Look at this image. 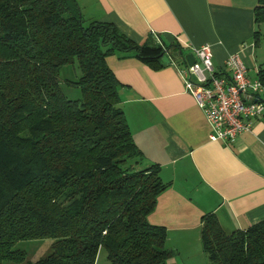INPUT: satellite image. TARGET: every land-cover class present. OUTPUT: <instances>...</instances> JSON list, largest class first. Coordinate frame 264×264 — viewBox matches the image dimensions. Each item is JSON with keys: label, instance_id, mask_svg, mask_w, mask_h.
I'll return each instance as SVG.
<instances>
[{"label": "trees", "instance_id": "1", "mask_svg": "<svg viewBox=\"0 0 264 264\" xmlns=\"http://www.w3.org/2000/svg\"><path fill=\"white\" fill-rule=\"evenodd\" d=\"M252 15L264 24V0ZM84 22L75 0H0V264H94L99 247L108 264H166L172 254L165 229L147 221L168 183L157 164L130 162L141 152L105 62L133 53L157 70L169 48L150 37L135 43L110 23ZM73 59L79 76L64 83L79 97L68 99L58 71ZM256 78L264 87V68ZM41 238L53 241L34 260L12 247ZM199 239L205 264H264V218L225 233L206 213Z\"/></svg>", "mask_w": 264, "mask_h": 264}, {"label": "crops", "instance_id": "2", "mask_svg": "<svg viewBox=\"0 0 264 264\" xmlns=\"http://www.w3.org/2000/svg\"><path fill=\"white\" fill-rule=\"evenodd\" d=\"M82 18L113 24L135 43L150 37L168 47L152 70L133 53L105 57L119 107L141 152L137 169L157 164L168 186L157 195L150 224L165 229L166 264H205L200 218L213 213L225 233L264 218V114L232 142L210 141L209 126L183 89L178 68L191 47L208 44L214 68L241 51L251 78L264 68V25L253 22L256 0H75ZM258 41L254 43L253 32ZM177 51V52H176Z\"/></svg>", "mask_w": 264, "mask_h": 264}, {"label": "built area", "instance_id": "3", "mask_svg": "<svg viewBox=\"0 0 264 264\" xmlns=\"http://www.w3.org/2000/svg\"><path fill=\"white\" fill-rule=\"evenodd\" d=\"M192 64L178 68L183 89L201 110L210 141L232 142L264 114V87L247 74L241 51L229 54L222 67L214 68L208 44L191 47Z\"/></svg>", "mask_w": 264, "mask_h": 264}, {"label": "rangeland", "instance_id": "4", "mask_svg": "<svg viewBox=\"0 0 264 264\" xmlns=\"http://www.w3.org/2000/svg\"><path fill=\"white\" fill-rule=\"evenodd\" d=\"M78 76H79V70L77 68L75 59H73L71 63H67L62 67H60L58 71L59 86L64 96L68 99L78 98L79 89L74 86L65 85L64 81L65 80L74 81L77 79ZM52 241L53 239L51 238L20 240V241H16L12 247L23 250L25 252V260H34L40 256H43L49 250V246ZM3 264H14V263L4 262ZM94 264H108L106 259V252L104 248L102 247L98 248L94 260Z\"/></svg>", "mask_w": 264, "mask_h": 264}, {"label": "water", "instance_id": "5", "mask_svg": "<svg viewBox=\"0 0 264 264\" xmlns=\"http://www.w3.org/2000/svg\"><path fill=\"white\" fill-rule=\"evenodd\" d=\"M184 59L186 60V62H187L188 64H192V63L194 62V58L192 57L191 54H186V55L184 56ZM161 60H162V62H165V63L168 62V59L166 58L165 55L162 56Z\"/></svg>", "mask_w": 264, "mask_h": 264}]
</instances>
